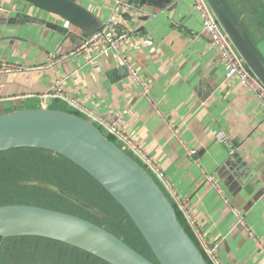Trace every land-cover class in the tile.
<instances>
[{"label":"crops","instance_id":"crops-1","mask_svg":"<svg viewBox=\"0 0 264 264\" xmlns=\"http://www.w3.org/2000/svg\"><path fill=\"white\" fill-rule=\"evenodd\" d=\"M129 1L136 14L119 15L132 32L120 52L148 83L151 102L113 52L69 55L83 40L79 30L20 0H0V67L20 68L0 74V110L43 104L108 121L126 110L122 129L151 157L173 205L182 200L201 239L219 245L221 263L264 264L257 247L264 248V113L257 98L226 76L192 0H76L103 25L116 3ZM226 1L264 56V0ZM55 85L78 108L42 97ZM218 131L230 146L216 141Z\"/></svg>","mask_w":264,"mask_h":264},{"label":"water","instance_id":"water-1","mask_svg":"<svg viewBox=\"0 0 264 264\" xmlns=\"http://www.w3.org/2000/svg\"><path fill=\"white\" fill-rule=\"evenodd\" d=\"M20 1L68 22L79 30L82 39L103 26L102 21L76 0ZM204 1L241 62L264 88V56L241 21L226 0ZM127 4L131 5L132 1ZM126 16L129 19V14ZM13 149L53 153L87 174L122 209L154 260L93 222L31 205L0 206L1 239L43 238L83 251L107 264H208L157 179L89 117L43 104H21L0 110V153ZM261 184L264 186V180ZM47 187L72 203L88 208L72 195L51 185Z\"/></svg>","mask_w":264,"mask_h":264},{"label":"rangeland","instance_id":"rangeland-1","mask_svg":"<svg viewBox=\"0 0 264 264\" xmlns=\"http://www.w3.org/2000/svg\"><path fill=\"white\" fill-rule=\"evenodd\" d=\"M37 154H12L0 163L2 166L4 164V166L9 165L11 167L10 170L4 166L0 168V206L9 204L31 205L73 214L90 222L94 220L106 230L112 233L115 232L117 237L128 246L148 259L154 260L145 242L140 239L139 234L126 220L121 210L99 187L79 171L72 172L65 169L63 165L60 166L59 162L62 163V161L55 154L45 151L42 154L45 159ZM47 159L56 160L57 163L51 164ZM60 167L63 168L64 173L61 172ZM51 177L60 180L77 196L84 198L83 200L91 208L84 213L75 208L63 206L60 200L54 198V192L52 193L47 187L48 183L55 185L51 183ZM31 183H35V185H29ZM41 183L45 184L42 185ZM43 190H45V194L42 192ZM82 216H87L91 220ZM41 243L39 253L37 250L35 252L28 251V245L17 246L12 243H4L3 248L0 249V260L1 255H9L10 259L15 258V260H12L15 264H102L83 254L72 253L70 249L69 251L66 248L62 250L60 248L63 247L55 244ZM38 258L44 263H38L36 261Z\"/></svg>","mask_w":264,"mask_h":264},{"label":"built area","instance_id":"built-area-1","mask_svg":"<svg viewBox=\"0 0 264 264\" xmlns=\"http://www.w3.org/2000/svg\"><path fill=\"white\" fill-rule=\"evenodd\" d=\"M194 8L199 14L202 24V30L207 35L211 44L214 46L215 50L218 53V56L226 68V76L228 78H236L241 84L245 85L248 90L255 96L258 100V104L261 110L264 113V88L257 82V80L252 76L248 71L245 65L241 62L240 58L235 53L233 47L229 43L228 39L225 37L221 28L215 18L210 13L204 0H192ZM135 8L127 3H116L115 4V14L112 18L107 21L96 33L83 39L78 47L72 51L69 55H78L79 53H88L89 51H94L98 56L103 55L107 52H113L117 57H119L121 64L127 71L128 75L140 86L143 97L147 98L149 102L151 99L149 97V85L145 79L140 75L137 69L133 64L125 57L121 55V45L123 42H126L130 39L131 31L121 25L119 20V15L121 13L136 14ZM64 27H68L69 23L64 22ZM62 57L58 59V62L63 60ZM43 66L36 67L37 69L42 68ZM34 68L27 67L26 70H31ZM20 68L16 66L1 65L0 74L10 73L12 71H19ZM47 96L59 97L62 100H65L70 103V105L78 108L74 103H71L69 99L62 94L61 89L58 86H53L47 95H43L45 98ZM127 114V111L124 110L120 112L112 120H106L100 117H91L99 128L104 131L107 136L111 137L114 141L120 144L125 151L134 156L139 163L147 169L157 181L166 186L163 176L161 175L159 169L153 163L151 157H149L122 129V122ZM215 139L218 143L229 145V139L223 131H218L215 134ZM192 155L194 151H189ZM208 181L212 182L210 177ZM213 187L216 188L214 184L211 183ZM224 203L228 205V200L225 197H222ZM175 209L179 213L184 225L188 228L189 231L193 232L197 240V245L206 259L208 264H222L218 258V244H208L204 242L198 234V231L195 227V221L192 218L187 207L182 203V200H179L176 204ZM234 216L237 219V222L240 226L247 232L250 236H253L251 229L244 222V218L236 209H232ZM257 247L259 251L264 256V248L260 243L257 242Z\"/></svg>","mask_w":264,"mask_h":264},{"label":"trees","instance_id":"trees-1","mask_svg":"<svg viewBox=\"0 0 264 264\" xmlns=\"http://www.w3.org/2000/svg\"><path fill=\"white\" fill-rule=\"evenodd\" d=\"M108 138H110L111 140H113L111 137H109L108 136ZM32 154V153H38L37 155L38 156H40V157H42V158H44L45 159V157L42 155L43 153H45V151H42V150H36V149H13V150H9V151H6V152H2V153H0V163H2V161H4L5 160V158L6 157H10L12 154ZM50 153V152H49ZM55 156H57L58 158H59V160H61L62 161V163L61 162H59V164H60V166L61 165H63L64 166V168L65 169H69L70 171H72V172H77V171H79L84 177H86V178H88L90 181H92L97 187H99L100 188V190L102 191V192H104L110 199H111V201L119 208V210H121V212L123 213V215H124V217L126 218V220L132 225V227L136 230V232L139 234V232L137 231V229L134 227V225L131 223V221L129 220V218L125 215V213L122 211V209L114 202V200L93 180V179H91L87 174H85L83 171H81L79 168H77L75 165H73L72 163H70L69 161H67V160H65L64 158H62V157H60V156H58V155H55ZM51 164H56L57 162H56V160H49V159H47ZM3 166H4V164H3ZM3 166L2 165H0V168H3ZM5 168H7L8 170H10L11 169V167L9 166V165H5L4 166ZM61 168V172H63L64 173V170H63V168L62 167H60ZM4 171H6V170H4ZM52 179H54V180H56V181H58L57 179H55V178H53V177H51V183H53V184H55V185H52V184H50V183H48V185H51V186H53V187H55V188H58V189H60V190H62V191H64V192H66V193H68V194H70V195H72L73 197H75V198H77V199H79L80 201H82L84 204H86L87 205V207L88 208H82V207H80V206H78V205H76V204H74V203H72L71 201H69V200H67V199H65V198H63V197H61L60 195H58V194H56V193H54V198L56 199V200H60V202L63 204V206H68V207H72V208H75V209H77V210H79V211H81V212H84V213H86V211L88 210V209H90L91 208V206H89V204L87 203V202H85L82 198H80L79 196H77V194L76 193H74L73 191H71L67 186H65L64 185V183H62L60 180L58 181V182H54ZM63 181V180H62ZM46 183V182H45ZM47 184V183H46ZM51 191V190H50ZM44 194H45V190H43L42 191ZM52 192V191H51ZM50 192V193H51ZM47 193V192H46ZM53 193V192H52ZM48 195H49V193H47ZM86 200V199H85ZM17 203V202H16ZM177 216H178V219L181 221V223H182V225L185 227V229H186V231L189 233V235L191 236V238L193 239V237H192V235L190 234V232H189V230H188V228L184 225V223H183V221H182V219H181V217H180V215H179V213H177ZM82 217H85V218H87V219H90V218H88L87 216H82ZM91 220V219H90ZM91 221H93V223H95V224H97V225H99L97 222H95L94 220H91ZM99 226H101V225H99ZM113 234H115L116 236H117V234L114 232ZM139 236H140V239L141 240H143L142 239V237H141V235L139 234ZM194 240V239H193ZM38 241V242H37ZM39 241H41V242H44L45 244H47V245H50V244H55V245H57V246H60V247H63V248H60V249H62V250H64L65 248H66V250L68 249V251H69V249L70 250H72V251H70V252H72V253H78V255H80V254H83L84 256H87L88 258H91V259H94V260H96V261H99V262H101L102 264H107V263H105V262H103L102 260H100V259H97V258H95V257H93V256H91V255H89V254H87V253H85V252H83V251H80V250H77V249H75V248H72V247H70V246H67V245H64V244H61V243H58V242H55V241H51V240H47V239H43V238H37V237H15V238H7V239H1L0 238V249H2L3 248V245H4V243H12V244H14V245H17V246H24V245H28V248H27V250L28 251H31V252H35L36 250H37V252L39 253L40 251H41V249H40V247H41V242H39ZM36 252V253H37ZM81 257L79 256V261L81 262V259H80ZM12 260H15V258H13V259H10V257H9V255H6V256H2L1 255V260H0V264H15V263H13L12 262ZM36 261L38 262V263H44V261H42L41 259H36Z\"/></svg>","mask_w":264,"mask_h":264},{"label":"bare ground","instance_id":"bare-ground-1","mask_svg":"<svg viewBox=\"0 0 264 264\" xmlns=\"http://www.w3.org/2000/svg\"><path fill=\"white\" fill-rule=\"evenodd\" d=\"M176 212H177V210H176ZM178 213V212H177ZM184 223V222H183Z\"/></svg>","mask_w":264,"mask_h":264}]
</instances>
